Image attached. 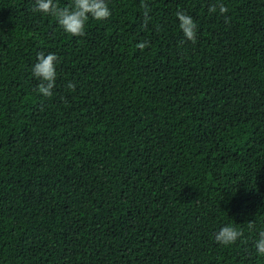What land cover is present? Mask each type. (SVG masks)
<instances>
[{
    "label": "trees",
    "instance_id": "1",
    "mask_svg": "<svg viewBox=\"0 0 264 264\" xmlns=\"http://www.w3.org/2000/svg\"><path fill=\"white\" fill-rule=\"evenodd\" d=\"M32 2L0 0V264H264V0H108L80 36Z\"/></svg>",
    "mask_w": 264,
    "mask_h": 264
},
{
    "label": "clouds",
    "instance_id": "2",
    "mask_svg": "<svg viewBox=\"0 0 264 264\" xmlns=\"http://www.w3.org/2000/svg\"><path fill=\"white\" fill-rule=\"evenodd\" d=\"M218 11L225 12V7L218 4ZM32 10L43 15H51L55 18L56 24L66 34L80 36L84 34L85 23L91 18L102 21L111 15L108 0H71L69 6L60 7L56 0H33ZM146 14V12H145ZM176 23L181 32L182 39L194 41L196 39L197 26L193 17L184 10H177L175 13ZM148 41H138L137 48H144ZM57 54L37 50L34 60L30 65L31 76L37 81L35 91L41 97H49L55 86L57 77ZM68 89L75 85L68 81ZM241 231L232 223H223L213 231L212 240L219 245H228L240 237ZM254 251L259 256H264V228H261L252 241Z\"/></svg>",
    "mask_w": 264,
    "mask_h": 264
}]
</instances>
